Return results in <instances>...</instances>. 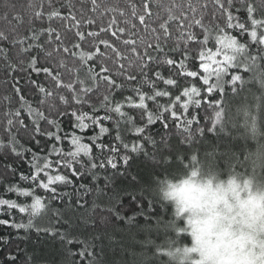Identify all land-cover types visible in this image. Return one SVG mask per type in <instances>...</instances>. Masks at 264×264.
<instances>
[{
  "label": "trees",
  "instance_id": "16d2710c",
  "mask_svg": "<svg viewBox=\"0 0 264 264\" xmlns=\"http://www.w3.org/2000/svg\"><path fill=\"white\" fill-rule=\"evenodd\" d=\"M203 2L191 0L198 10ZM143 3L149 5L148 13L152 18L159 16L173 26L176 21L168 19L170 9L172 15L179 17L181 10L177 6L183 4V14H191L188 11L189 0H143ZM97 4L99 8L94 11L91 0H53L51 6L48 0H0V32L31 37L34 30L38 33L51 27L61 40L67 35L74 43L82 45L81 48H73V52L79 56L89 49L74 35L78 28L71 21V15H75L76 20L81 21L79 30L85 32V40L88 39V32L96 31L120 54L127 55L128 48L117 44L110 33L99 32L95 24L88 25L87 19L99 20L103 13L105 22L115 20L112 31L121 27L126 30L120 34V39L130 33H135L130 36L131 39L138 40L139 36L147 39L146 27L158 26L143 13L142 0H97ZM133 7L139 14H145V25L139 23L138 15L132 14ZM53 9L68 19L53 17L48 20V13ZM37 11L43 13L42 20L36 18ZM203 15L207 16L208 12L205 10ZM239 15L243 18L242 13ZM231 34L239 37L235 31ZM48 39H52L51 45L47 43ZM241 39L243 51L236 56L234 73L229 77L227 72L217 71L214 77L210 76L209 79L215 80L210 85L213 90L210 96L204 93L208 81L203 76L192 78L199 74V68L190 55L187 61H182L178 66L185 75H179L176 70L166 71L168 78L164 85H158L161 90L151 89L154 94L149 95L148 100L152 103L145 102L141 95L140 104L133 103L129 109L116 112L111 122L108 120L116 111L111 105L105 110L106 115L103 110L97 111L95 105L91 113L82 110L77 117L81 134L73 131L71 144L64 145L68 149L65 155L72 158L69 165L75 161L80 174L72 176L69 173L56 178L60 181L59 197L48 198L47 210L43 215L32 217L14 213V226L7 227L0 223V264H181L180 255L175 254L191 246V237L184 219L177 213L176 204L167 195L168 189L187 180L213 182L216 172L224 176L237 173L251 175L257 183L264 181V147L260 148L264 144V136L256 137L260 133L259 125L264 130V45L253 44L249 37ZM215 40L216 36L213 35L211 39L205 37L202 43L212 47ZM31 42L42 43L46 51L52 52V67H56V61L66 55L60 48L71 47L67 43L57 44L55 37H49L47 33ZM173 44L180 46L175 33L167 47ZM93 47L98 49L92 53L94 58L100 54L114 56L100 44L99 39L94 40ZM0 48L7 49L10 58L16 51L4 41H0ZM66 63L73 68L79 61L66 60ZM100 63L105 64L104 61ZM111 64L112 61H108L105 67H111ZM80 66L99 72L98 65L89 60ZM11 75L15 76V81L11 80L0 62V104L6 95L15 99L16 93L12 89L18 87L27 101L23 107L26 117L29 108L34 109L37 99L34 95L36 89L30 81L43 82L45 77L32 71L27 76L18 72ZM6 78L8 83H5ZM201 81H204V85ZM168 85L173 87L168 88ZM48 86L51 87L50 84ZM169 92L172 98L163 99ZM221 92L223 95H220ZM123 95H128V92L125 91ZM113 99L118 106L123 102L118 93L114 94ZM174 109L176 115L183 113L179 123L169 116ZM131 115H136L137 120L133 121ZM101 120L106 121V127ZM157 120H167V124H155ZM25 123H28L27 117ZM94 126L100 128L98 135H92ZM70 127L64 124L65 130ZM85 129L89 131L85 132ZM145 129L148 134L144 136L143 145L137 138V146L128 153H121L118 164L116 157L110 156L108 162L111 167L89 166L88 162L99 160L103 155L96 150V140L103 138L104 143H115V139L128 147L130 139L134 138L131 134L144 132ZM18 144L21 147L17 151L30 148L41 152L26 139L18 140ZM16 166L18 172L27 173L25 164L17 162ZM192 169L199 170H193L196 176L189 175L178 183L172 182ZM198 177L211 178L204 180ZM9 183L21 186L13 189L22 193L18 198L19 203H31L34 193L26 182L19 181L18 176L11 178V181L0 177V196L17 199L14 194L4 192ZM35 195L45 194L37 190ZM0 219L7 220L8 217ZM29 221L32 224L30 229L27 227ZM85 249L87 255L82 256ZM9 255H14L15 259L9 260ZM182 264H190V261Z\"/></svg>",
  "mask_w": 264,
  "mask_h": 264
},
{
  "label": "snow or ice",
  "instance_id": "6c2138e0",
  "mask_svg": "<svg viewBox=\"0 0 264 264\" xmlns=\"http://www.w3.org/2000/svg\"><path fill=\"white\" fill-rule=\"evenodd\" d=\"M91 3L94 11L99 8L97 0H91ZM48 4L51 6L53 0H48ZM148 7L149 5L143 3L142 0L143 13L147 14L151 22L157 23L158 26L157 28L146 27L147 39L143 36H139L138 40L131 39L130 36L135 33H130L120 39V34L126 31L125 28L121 27L117 31H112L116 21L105 22L103 13L100 14L99 20L87 19L88 25L95 24L99 32L110 33L111 37L116 39L117 44L128 48L127 55L120 54L116 47L109 44L108 40L100 38L96 31L88 32V39L85 40V32L79 30L81 21L76 20L75 15H71V21L78 28L74 35L84 42L83 46L89 49L87 53H82L79 56L73 52V48H81L82 45L74 43L67 35L64 40H61L60 35L51 27L38 33L34 30L31 37H19L15 33L10 35L0 32V41L8 42L16 50L10 58L7 49L0 48V62L3 63L5 71L11 76V80L15 81V76L11 74L17 72L27 76L32 71L36 75L45 77L43 82L30 81L33 88L36 89L34 95L37 99L34 109L30 107L26 113L28 123H25L26 117L23 112L27 101L20 94L18 87L12 89L16 93L15 99L6 95L3 97V103L0 104V150H2L0 151V177L11 181V178L18 176L19 181L26 182L34 193L31 203L27 205L19 203L18 198L22 193L15 192L13 189L21 186L9 183L4 192L14 194L17 199L0 196V217H8L7 220L0 219V223L7 227L14 226L16 223L14 213L27 214L32 217L43 215L47 210L48 198L59 197L60 181L56 178L69 173L72 176L80 174L75 161L69 165L72 158L65 155L68 149L64 148V145L71 144L73 131L81 134V129L77 126L79 124L77 117L82 110L91 113L95 105L97 111L103 110L106 115L105 110L111 105L113 109H116L108 120L111 122L112 118L116 117V112L129 109L133 103L140 104L141 95L145 102L152 103L148 100V96L154 94L151 89L161 90L158 85H164V81L168 78L165 75L166 71L176 70L179 75H185L179 71L178 66L182 61H187L190 55L199 68V74L192 78L199 79L200 76H203L204 80L208 81V85L204 86V93L210 96L213 91L210 85L215 83L214 79H209L210 76L214 77L217 71L227 72L229 77L234 73L236 56L243 51L240 47L242 37H249L253 44L264 45V0H210V3L209 0H204L199 4V10L189 0L190 15L183 14V4L177 6L181 10L179 17L172 15V10H169L168 19L175 20V26L160 19L159 16L152 18L148 13ZM105 10L115 11V9ZM205 10L208 12L207 16L203 15ZM241 13L243 18L239 15ZM132 14L138 15L141 25L146 24L145 14H139L135 7L132 8ZM35 16L38 20L44 18L40 11L35 12ZM53 17L61 20L68 19V17H61L60 13L54 9L48 13L47 18L52 20ZM17 19L20 18L17 17ZM170 28H172L171 32ZM193 29H197V31L194 32ZM233 31L239 33V37L232 35ZM45 33L49 37L54 36L57 44L71 45V47L62 46L60 48V51L66 55L56 61V67L51 66L52 52L46 51L42 43L31 42L38 40L39 36ZM173 33H175L180 46L173 44L169 48L167 45L171 41ZM213 35L216 36L214 46L209 47L202 43L205 37L211 39ZM96 39H99L100 44L104 45L106 50L112 52L114 56L106 57L100 54L94 58L92 53L98 51L93 47ZM52 42V39L47 41L49 45ZM154 53L158 55H154ZM66 60H78L79 63L75 67L69 68ZM85 60L97 64L99 72L91 67H81L80 65ZM100 61H104L105 64L112 61L111 67H105V64ZM8 82L6 78L5 83ZM49 84L51 87L48 86ZM201 84L204 85V81H201ZM167 87L171 88L173 85ZM125 91L128 92V95H123ZM117 93L123 101L119 106L113 99L114 94ZM193 95L195 94L193 93ZM220 95H223V92ZM171 98V92L167 97H163L165 100ZM158 99L160 98L158 97ZM169 116L179 123L183 118V113L176 115L174 109L172 113H169ZM137 118L136 115H131L133 121ZM87 122L91 123V121ZM105 122L101 120L103 126H105ZM157 123L167 124V120H157L155 124ZM64 124L70 125V129L65 130ZM140 126L143 127V123ZM84 131L87 132L89 129ZM99 131L98 126L91 129L92 135H98ZM147 134V129L144 132L131 134L134 138L130 139L128 147L115 139H113L115 143H104L103 138L96 140L95 144L98 146L96 150L103 155L99 160L94 159L88 162L89 166L95 164L97 167H111L108 162L110 156H115V162L118 164L120 154L128 153L131 148L136 147L137 138L143 145L144 136ZM22 139H26L28 143H34L37 148L41 149V152L38 153L30 148L17 151V148L21 147L18 140ZM57 149H61V151H57ZM17 162L27 166V173L18 172ZM191 175L196 176L197 173L193 171ZM184 183L188 184L187 181ZM37 190L42 191L45 195H35ZM27 227L29 229L32 227L31 221ZM193 239L195 240L194 234ZM81 255H87V250L85 249ZM8 259L14 260L15 256L9 255Z\"/></svg>",
  "mask_w": 264,
  "mask_h": 264
},
{
  "label": "rangeland",
  "instance_id": "374dc122",
  "mask_svg": "<svg viewBox=\"0 0 264 264\" xmlns=\"http://www.w3.org/2000/svg\"><path fill=\"white\" fill-rule=\"evenodd\" d=\"M184 182L171 186L167 192L191 237V246L175 254L180 255V263L213 264L202 254L211 233L213 241L217 234L223 236L222 264H264V215L257 218L253 213L247 221L241 215V193L245 188L251 191L248 184L241 187L233 181Z\"/></svg>",
  "mask_w": 264,
  "mask_h": 264
},
{
  "label": "clouds",
  "instance_id": "9594fccd",
  "mask_svg": "<svg viewBox=\"0 0 264 264\" xmlns=\"http://www.w3.org/2000/svg\"><path fill=\"white\" fill-rule=\"evenodd\" d=\"M260 133L258 136H264V130H262L261 125H259ZM249 135L252 136L251 131H248ZM253 137V136H252ZM264 147V144H261L260 148ZM255 153V152H254ZM198 169H192L188 172L187 175L180 176L178 179H174L173 183H178L181 179H187L189 175H191V171ZM200 179H209L211 177H198ZM213 183L223 182L225 184L230 180H235L238 182L241 187H245L247 183L251 188V191H248L245 188V191L241 193L243 197L241 200V215L245 217V221L252 216L253 213L256 214V217L264 215V181L257 183L251 175H241V174H230L227 176L221 175L216 172L214 175ZM224 240L221 234H217V239L213 241L211 239V233L209 234V238L205 242V245L202 249L203 256L211 260L213 264H222V260L224 258Z\"/></svg>",
  "mask_w": 264,
  "mask_h": 264
}]
</instances>
